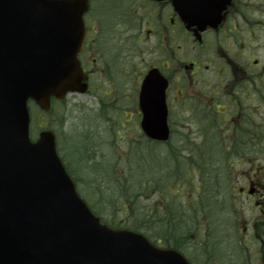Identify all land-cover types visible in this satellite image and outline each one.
Masks as SVG:
<instances>
[{"label":"water","instance_id":"95a60500","mask_svg":"<svg viewBox=\"0 0 264 264\" xmlns=\"http://www.w3.org/2000/svg\"><path fill=\"white\" fill-rule=\"evenodd\" d=\"M231 0H174L190 25L216 26ZM87 0H0V264H189L145 237L102 225L76 192L57 153L55 134L30 139L33 100L50 111L52 97L84 93L77 59ZM207 19V20H205ZM166 85L144 81L141 128L154 141L170 137Z\"/></svg>","mask_w":264,"mask_h":264},{"label":"flooded vegetation","instance_id":"af4514ba","mask_svg":"<svg viewBox=\"0 0 264 264\" xmlns=\"http://www.w3.org/2000/svg\"><path fill=\"white\" fill-rule=\"evenodd\" d=\"M89 3L79 56L88 94L95 78L115 84L137 63L143 69L136 75L132 98L140 97L152 71L168 83L169 109L171 98L195 103L207 98L215 117L212 126L200 119L194 123H205L212 131L223 126L224 140L248 166L242 171L240 199L251 203L256 216L243 219L238 239L253 248L254 264H264V0H232L219 25L204 30L188 25L173 0ZM121 88L120 83L113 90L102 85L95 94L129 98Z\"/></svg>","mask_w":264,"mask_h":264},{"label":"rangeland","instance_id":"374dc122","mask_svg":"<svg viewBox=\"0 0 264 264\" xmlns=\"http://www.w3.org/2000/svg\"><path fill=\"white\" fill-rule=\"evenodd\" d=\"M96 1L103 2V0ZM142 69L141 65L135 63L132 68L127 69L126 78L118 80L115 84L95 78L93 89L88 96L71 95L63 103L53 104L50 114L41 112L31 103V137L34 141L37 140L39 134L46 128L55 132L59 154L66 166H69V171L73 172L80 195L93 210L99 212L104 222H112L110 214L113 215L116 209L112 204L118 200L123 185L131 188L128 190L131 196L140 193V197L132 203L134 216L125 217L121 225L127 228L133 226L140 228L138 221L143 220L141 232L160 247H166L161 236L167 234V225L163 228L160 237L158 234L163 223L161 219L164 207L170 210L176 207L178 214L183 216L189 212L192 203L197 206L198 199L202 196L199 195L203 187L201 173L209 175L212 173L209 188L213 197L212 201L207 198L202 202L205 208L204 211H200L201 221H205L210 212L211 215H216L221 209V205L215 202L214 195L216 185L220 184L224 171L226 172L224 176L233 179L228 183L227 190L236 196L239 204L235 216L225 213L228 215L227 224L238 225L244 218L254 219L256 211L253 210L251 203L237 196L239 187L244 181L242 171L248 169V166L241 163L240 158H235L232 164H227L224 169L223 151L216 144L224 137L223 126H220V131L217 133L208 135V142L196 152V164L199 165L191 167V162L195 160L192 148L204 143L206 139L204 134L200 133L205 123L197 124L193 121L201 112L205 115L197 118L204 120L208 113L211 114L207 98L196 103L190 98H171L173 104L171 126L175 133L172 140L167 145L147 143L149 141L140 129L141 115L138 111L137 98H132L136 75L141 73ZM119 83L122 85L123 95L129 98H97L95 88L103 85L104 89L113 90ZM220 102L226 103L227 100L221 98ZM179 173L182 174L181 180L176 181ZM160 180L164 187L156 185ZM139 183H147V187ZM216 198L221 199L220 189ZM225 205L228 206V201ZM115 219L117 220L116 217ZM174 224L179 226L180 233L186 230V243L185 247L181 248V252L192 264H205L207 258V264H215L211 262L209 255L201 251L204 257L202 262L199 258L200 254L196 255L195 249L191 246L194 245L196 235L202 237L206 233L194 228L190 223V217H185L181 223ZM239 227L242 230L241 225ZM237 234L236 239L226 241V245L223 246L213 241L221 245L219 248H225V256H222L220 263L216 264H245L242 257L246 258L248 253L246 252L245 255L242 246L240 247ZM210 239L211 237L207 241L208 248L213 244ZM192 255L196 256L198 261L192 259ZM249 259L247 262L251 264V258Z\"/></svg>","mask_w":264,"mask_h":264},{"label":"trees","instance_id":"16d2710c","mask_svg":"<svg viewBox=\"0 0 264 264\" xmlns=\"http://www.w3.org/2000/svg\"><path fill=\"white\" fill-rule=\"evenodd\" d=\"M62 125V124H61ZM60 125V126H61ZM161 181V180H160ZM152 183V182H151ZM141 186L143 187H147V183H139ZM156 185L159 186V182L157 181ZM131 189L130 187H123L120 189V193L119 198H117L118 200H116V202H114V204H112L114 206V208L118 209V211L115 209L114 211V216L117 218V220L115 219V217L113 215L110 214V216L112 217V222L111 223H105L108 226H110L113 229H123V228H127V227H123L121 225V223L126 219L125 217H133V212L135 211L132 207V203H135L136 200L140 197V193L138 194H134V196H131L128 192V190ZM118 195H115L118 197ZM129 196H131V198H129ZM119 201V202H118ZM199 214V215H198ZM197 215L194 214H184L183 216L178 217V213H174L173 214V220L170 218H165L163 217L161 219V221L163 220V223H161V228L159 229V233L161 236V232L163 230V228L165 227V225H167V234L166 235H162V237L165 240L166 246L170 247L172 244L173 248L180 250L182 247H185V240H186V236H185V232H179V226L175 225L172 221H176L175 223H181L182 219H184L185 217H190V223L194 225V228H199L200 230L204 229L201 228V220H200V212H198ZM187 215V216H186ZM146 221V219H145ZM167 221V222H165ZM139 227L142 229L144 221L143 220H139ZM147 223V222H146ZM217 226V225H215ZM140 228H136V226H133L129 229L131 230H135L136 232H141ZM222 245V244H221ZM220 245V246H221ZM218 244L214 243L213 244V252H216L217 248L220 247Z\"/></svg>","mask_w":264,"mask_h":264}]
</instances>
